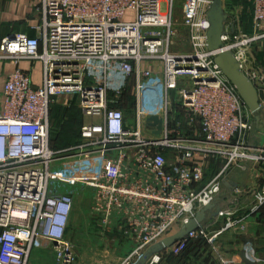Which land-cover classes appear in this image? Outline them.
Wrapping results in <instances>:
<instances>
[{
    "label": "built area",
    "instance_id": "1",
    "mask_svg": "<svg viewBox=\"0 0 264 264\" xmlns=\"http://www.w3.org/2000/svg\"><path fill=\"white\" fill-rule=\"evenodd\" d=\"M32 2L35 35L17 32L0 41V62L15 67L0 84V264H38L36 250L53 251L55 264L78 263L68 239L75 193L64 187L91 192L90 216L100 224L126 220L127 233L139 245L121 264H134L215 204L231 185L228 173L264 166V143L250 140L254 116L215 61L219 52L231 51L258 91L264 90V74L250 69L251 48L264 40V0H252L251 33L228 17L224 46L216 52L208 49L213 0L184 2L181 24L189 50L174 48V0ZM23 62L41 63L39 85L21 68ZM154 75L163 79V108L147 110L141 82ZM133 78L138 107L129 126L122 99ZM173 93L200 139L173 137ZM64 98L78 101L82 117L91 121L82 124L75 144L55 147L51 108ZM153 116L162 121L160 130ZM212 159L226 164L206 181ZM263 206L264 179L245 216L236 219L233 209L220 207L217 216L227 219L223 231L243 228ZM204 236L199 228L168 251L179 255ZM247 250L253 262L260 261L254 249ZM159 261L155 255L148 264Z\"/></svg>",
    "mask_w": 264,
    "mask_h": 264
},
{
    "label": "crops",
    "instance_id": "2",
    "mask_svg": "<svg viewBox=\"0 0 264 264\" xmlns=\"http://www.w3.org/2000/svg\"><path fill=\"white\" fill-rule=\"evenodd\" d=\"M37 21L38 14L32 0H0V41L17 32H25L34 36L35 32L31 26ZM21 68L30 72L34 84H40L41 63L23 62ZM14 70L15 67L12 64L0 62V84ZM72 100V98H64L58 103L69 106ZM262 134L261 143H264V133ZM51 137H53L52 131ZM236 174L242 176L232 179L231 185L225 188L215 203L216 207L213 211L217 207L231 208L235 211V218L239 219L249 213L248 205L253 199L255 190L264 179V166L248 174L241 172H236ZM248 175L253 181L258 179L254 181L255 185L252 190L256 189L252 192H247ZM72 190L75 193V205L70 219L68 239L76 247L78 263L121 264L133 254L139 245V240L127 233L126 220H122L121 217L107 225L100 224L90 216L91 192L78 190L75 187H72ZM226 222L227 219L212 216V212H209L203 223L206 236L193 240L189 247L179 255L171 254L168 250L163 251L159 254L160 261L157 264H249L241 257V254L249 248L254 249L256 256L260 259L259 262L252 264H264V207L252 214L244 223L243 228L223 231ZM226 231L228 232L225 233ZM79 247L81 251L77 249ZM51 254L53 253L50 250H36L35 263L55 264V256Z\"/></svg>",
    "mask_w": 264,
    "mask_h": 264
},
{
    "label": "rangeland",
    "instance_id": "3",
    "mask_svg": "<svg viewBox=\"0 0 264 264\" xmlns=\"http://www.w3.org/2000/svg\"><path fill=\"white\" fill-rule=\"evenodd\" d=\"M224 4L225 12L228 14L230 21H236L239 24V28L241 31L246 33H251L254 31L253 29V20H252V0H222ZM185 0H174V20L176 21V26L178 29V37L176 39V44L174 48L176 50H189V42H188V35L186 29L181 24L182 16H183V6ZM165 3V2H163ZM164 11V5H163ZM251 68H255L259 70L261 73L264 74V40L256 43L250 52ZM155 70L159 69V63L151 64ZM150 65V66H151ZM137 81L136 78H133L129 88L122 99L125 117L129 126H133L135 122V117L137 113L138 107V99H137ZM141 95H142V103L145 105L146 109H159L163 105V79L161 75H154L153 77L147 78L142 80L141 82ZM260 95V103L261 108L256 113L261 116V121L259 124H256L254 130L250 133V140L256 144H261V138H263L262 133H264V90L259 91ZM68 105V104H66ZM63 106L62 103L54 104L51 108V131L53 133V138H59L56 141V144H59V140L61 143H66L67 139L65 140L68 131L67 127L71 124L76 134L78 135L79 125L82 126L84 122H89L90 119L83 117L82 120V111L79 108L78 101L72 100L69 103V106ZM163 108V107H162ZM170 113H169V125L173 129V137L174 136H184V137H196L195 134L191 131V127L187 124V115L183 112L182 104L180 101V97L177 93H173L172 95V102L170 104ZM255 117V114H253ZM79 125H77L78 123ZM73 124V125H72ZM75 136L74 138H76ZM175 138V137H174ZM78 140V139H77ZM263 140V139H262ZM59 146V145H58ZM226 164L225 160L223 159H212L209 163L207 173H206V181L207 179H211L217 170L223 168ZM260 170V167L256 168V171ZM237 170H234L233 173H228V178H235L237 176H242L236 174ZM248 174L249 172H244ZM249 176V175H248ZM231 179V181H232ZM247 180L248 183V190L247 192H252L256 188L252 187L255 185L254 181H258L255 179L254 181L249 176ZM252 180V183H251ZM261 183V182H260ZM222 190L220 196L223 194L225 188ZM63 192L71 193L73 195V190L70 186L64 187L61 189ZM87 190V189H82ZM85 211V210H84ZM219 227V226H218ZM226 231L225 233H227ZM69 233V231H68ZM81 251V248H77ZM53 253V251H51ZM54 256V253L51 254ZM35 262V258H34ZM79 264V263H74Z\"/></svg>",
    "mask_w": 264,
    "mask_h": 264
},
{
    "label": "water",
    "instance_id": "4",
    "mask_svg": "<svg viewBox=\"0 0 264 264\" xmlns=\"http://www.w3.org/2000/svg\"><path fill=\"white\" fill-rule=\"evenodd\" d=\"M208 15L211 23L208 32V49L216 52L224 46L222 36L225 32V23L228 20V14L225 12L223 1L213 0ZM14 36L15 33L9 35L10 38H14ZM215 61L225 76L236 86L250 112L255 114V124H259L261 116L256 114L261 108L259 91L253 81L242 70L235 55L231 51H221L217 54ZM187 92L190 93V90ZM150 119L158 126L159 130L162 128V121L158 116H153ZM215 207L216 204H209L202 208L179 231L148 248L134 264H148L155 255H159L163 251L170 249L177 241L185 238L191 232L202 228L209 212H212V216H217L220 207H217L213 211ZM241 257L249 264L254 263L245 251L241 254Z\"/></svg>",
    "mask_w": 264,
    "mask_h": 264
},
{
    "label": "trees",
    "instance_id": "5",
    "mask_svg": "<svg viewBox=\"0 0 264 264\" xmlns=\"http://www.w3.org/2000/svg\"><path fill=\"white\" fill-rule=\"evenodd\" d=\"M82 120H83V117H82ZM78 123V122H77ZM73 125V124H72ZM77 125H79V123L77 124ZM80 128H81V126L79 125V131H80ZM67 129H68V131H65V133H67V136H66V138H65V140L67 141L65 144L64 143H61L60 142V140H59V144H56V141L59 139V138H53V145L55 146V147H66V146H69V145H72V144H75L78 140L77 139H79V131H78V135L76 134V131L74 130L75 128H73L72 126H71V124L67 127ZM75 136H77L76 138H74ZM59 145V146H58ZM264 207V206H263ZM262 207V208H263ZM190 245V244H189ZM189 247V246H188Z\"/></svg>",
    "mask_w": 264,
    "mask_h": 264
},
{
    "label": "bare ground",
    "instance_id": "6",
    "mask_svg": "<svg viewBox=\"0 0 264 264\" xmlns=\"http://www.w3.org/2000/svg\"><path fill=\"white\" fill-rule=\"evenodd\" d=\"M163 2H165V1H163Z\"/></svg>",
    "mask_w": 264,
    "mask_h": 264
}]
</instances>
